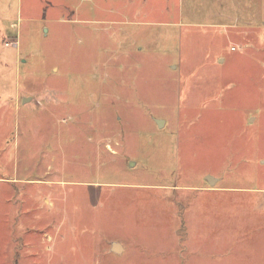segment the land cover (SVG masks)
I'll return each mask as SVG.
<instances>
[{
    "label": "rangeland",
    "instance_id": "obj_1",
    "mask_svg": "<svg viewBox=\"0 0 264 264\" xmlns=\"http://www.w3.org/2000/svg\"><path fill=\"white\" fill-rule=\"evenodd\" d=\"M0 264H264V0H0Z\"/></svg>",
    "mask_w": 264,
    "mask_h": 264
},
{
    "label": "water",
    "instance_id": "obj_2",
    "mask_svg": "<svg viewBox=\"0 0 264 264\" xmlns=\"http://www.w3.org/2000/svg\"><path fill=\"white\" fill-rule=\"evenodd\" d=\"M157 124L159 127H161L163 125V121L162 120H157ZM206 181L211 185L214 186L216 184V182L218 181V179H216L213 176H207Z\"/></svg>",
    "mask_w": 264,
    "mask_h": 264
},
{
    "label": "crops",
    "instance_id": "obj_3",
    "mask_svg": "<svg viewBox=\"0 0 264 264\" xmlns=\"http://www.w3.org/2000/svg\"><path fill=\"white\" fill-rule=\"evenodd\" d=\"M207 178V177H206ZM218 182H219V180L216 182V184L214 185V186H211L209 183H208V186H204V187H202V189H204V191H206V192H218L220 189L218 188Z\"/></svg>",
    "mask_w": 264,
    "mask_h": 264
}]
</instances>
